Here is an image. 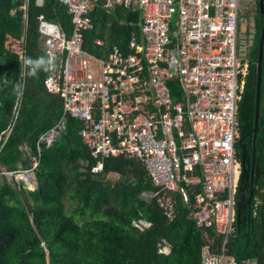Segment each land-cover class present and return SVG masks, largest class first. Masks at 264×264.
<instances>
[{
	"label": "built area",
	"instance_id": "2783aa9c",
	"mask_svg": "<svg viewBox=\"0 0 264 264\" xmlns=\"http://www.w3.org/2000/svg\"><path fill=\"white\" fill-rule=\"evenodd\" d=\"M252 1L60 0L71 17V35L43 16L39 21L46 54L56 65L46 88L61 97L64 115L82 121L80 133L96 160L92 171H101L110 156L141 160L158 187L143 197L155 198L169 218L176 213L174 194L180 192L204 229L200 264H240L229 243L240 198L239 106L254 36V18L246 16L254 13ZM28 2L20 6L25 12ZM96 6L139 11L140 33L131 37L127 50L115 44L97 56L84 49L83 31L94 26ZM12 46L22 60V41ZM171 80L179 82L182 100L173 98ZM64 127L63 116L59 130L42 138L50 144ZM33 172L18 175L35 184ZM133 224L151 225L143 219ZM169 250L164 241L160 251Z\"/></svg>",
	"mask_w": 264,
	"mask_h": 264
},
{
	"label": "trees",
	"instance_id": "16d2710c",
	"mask_svg": "<svg viewBox=\"0 0 264 264\" xmlns=\"http://www.w3.org/2000/svg\"><path fill=\"white\" fill-rule=\"evenodd\" d=\"M255 1L254 13H246L254 18V47L239 106L237 148L242 162L246 155L251 159L255 148L258 166L250 218L242 214L241 223L236 221L229 243V252L240 264H264V56L259 129L253 141L264 15L259 0ZM22 3L0 0V264H200L204 229L197 226L181 193L174 194L176 213L169 218L155 198L143 197V192L158 187L141 160L110 156L104 158L101 171L93 172L96 160L80 133L83 123L64 115L61 97L47 90L49 72L25 77L12 44L22 41L25 57L47 55L40 16L59 24L67 35L73 24L60 0L42 4L29 0L26 12L20 8ZM91 17L94 26L83 31V47L97 56L115 44L127 50L131 37L140 33L137 10L117 6L108 12L96 6ZM97 39L103 43L97 44ZM17 84L22 85L21 95L14 92ZM169 85L173 98L182 100L179 82L171 80ZM63 116L65 127L49 144L42 137L53 128L59 130ZM10 125L9 135L2 134ZM28 169L34 170L38 181L34 188L15 177ZM112 173L117 179L111 178ZM138 219L151 225L140 229L133 224ZM164 241L170 248L167 253L160 251Z\"/></svg>",
	"mask_w": 264,
	"mask_h": 264
},
{
	"label": "water",
	"instance_id": "95a60500",
	"mask_svg": "<svg viewBox=\"0 0 264 264\" xmlns=\"http://www.w3.org/2000/svg\"><path fill=\"white\" fill-rule=\"evenodd\" d=\"M38 4H42L43 0H37ZM259 8L262 13H264V0L259 1ZM264 56V24L261 29V35L259 40V52H258V58H257V86H256V101H255V122H254V131H253V141L255 144V140L257 137V132L259 129V117H260V104H261V83H262V61ZM254 154H255V148H254ZM255 165H253V168ZM254 170V169H253ZM33 178L35 179V187L38 184L37 178L35 176V172L32 173ZM17 179L20 178V176L16 177ZM252 189V187H251ZM244 192V193H243ZM248 194V187H239V203L245 198V196ZM242 221V213L238 207L237 210V223L240 224ZM248 235V234H247ZM47 252L49 250L47 249Z\"/></svg>",
	"mask_w": 264,
	"mask_h": 264
},
{
	"label": "flooded vegetation",
	"instance_id": "af4514ba",
	"mask_svg": "<svg viewBox=\"0 0 264 264\" xmlns=\"http://www.w3.org/2000/svg\"><path fill=\"white\" fill-rule=\"evenodd\" d=\"M259 1H258V4H259ZM261 14L264 15V13H262V12H261ZM259 40H260V38H259ZM253 47H254V40H252V43L249 46L248 55L252 52ZM258 49H259V46H258ZM258 52H259V50H258ZM253 165L258 166V163H257V165L255 164L254 150H253V156L251 157V159L249 156L246 155L243 157V162L241 161L242 169H241V176L240 177H242V184L240 186H242L243 188L248 187V194L247 195L245 194L246 195L245 198L239 203V205L237 203V206L239 207L244 218L246 217L248 219L250 218L251 203H252V199H253V195H254L255 167L253 168ZM248 173L250 174V176L248 175ZM258 175H259V173L257 172L256 177H258ZM251 187H252V189H251Z\"/></svg>",
	"mask_w": 264,
	"mask_h": 264
},
{
	"label": "clouds",
	"instance_id": "9594fccd",
	"mask_svg": "<svg viewBox=\"0 0 264 264\" xmlns=\"http://www.w3.org/2000/svg\"><path fill=\"white\" fill-rule=\"evenodd\" d=\"M25 77H34L39 71L51 72L55 70V58L52 55H43L36 58L26 56L22 59ZM14 92L18 95L22 94V85L17 84Z\"/></svg>",
	"mask_w": 264,
	"mask_h": 264
},
{
	"label": "rangeland",
	"instance_id": "374dc122",
	"mask_svg": "<svg viewBox=\"0 0 264 264\" xmlns=\"http://www.w3.org/2000/svg\"><path fill=\"white\" fill-rule=\"evenodd\" d=\"M253 2H254V0L252 1V4H253ZM253 8H255V5L254 6H252ZM255 10V9H254ZM251 16V15H250ZM249 39H251L252 40V36H251V38H249ZM11 173H8L7 174V176L8 177H11ZM16 176L15 177H17V176H22V175H18V172L15 174ZM117 177H118V175L116 174V173H112V175H111V178L113 179V180H115V179H117ZM28 178H29V176H28ZM21 178H19V180H20ZM25 184H26V186L28 187V188H32V187H35V184H34V182H25Z\"/></svg>",
	"mask_w": 264,
	"mask_h": 264
},
{
	"label": "bare ground",
	"instance_id": "6f19581e",
	"mask_svg": "<svg viewBox=\"0 0 264 264\" xmlns=\"http://www.w3.org/2000/svg\"><path fill=\"white\" fill-rule=\"evenodd\" d=\"M26 177H28V176H26Z\"/></svg>",
	"mask_w": 264,
	"mask_h": 264
}]
</instances>
